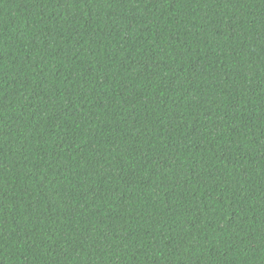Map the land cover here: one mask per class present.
<instances>
[{
  "label": "trees",
  "instance_id": "obj_1",
  "mask_svg": "<svg viewBox=\"0 0 264 264\" xmlns=\"http://www.w3.org/2000/svg\"><path fill=\"white\" fill-rule=\"evenodd\" d=\"M0 264H264V0H0Z\"/></svg>",
  "mask_w": 264,
  "mask_h": 264
}]
</instances>
